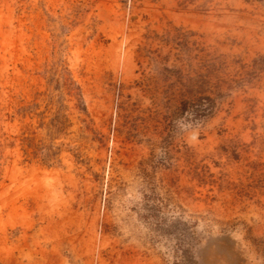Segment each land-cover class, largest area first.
Listing matches in <instances>:
<instances>
[{"label":"rangeland","instance_id":"1","mask_svg":"<svg viewBox=\"0 0 264 264\" xmlns=\"http://www.w3.org/2000/svg\"><path fill=\"white\" fill-rule=\"evenodd\" d=\"M0 264H264V1L0 0Z\"/></svg>","mask_w":264,"mask_h":264},{"label":"trees","instance_id":"2","mask_svg":"<svg viewBox=\"0 0 264 264\" xmlns=\"http://www.w3.org/2000/svg\"><path fill=\"white\" fill-rule=\"evenodd\" d=\"M259 1L263 2L264 0ZM208 64H210V62L207 61L206 66L203 67L204 74L198 87V90L200 91L198 98L196 100H190L189 102L184 103L182 107L184 114L191 121L202 122L212 118L217 108V99L224 95V91L222 89H218V97H213V94H211L213 86L209 81L211 77L209 76L210 68L207 66ZM48 82L52 84L55 91L60 89L58 83L59 80L57 78H49ZM83 111H85V109ZM190 219L191 218H187L186 220L189 221ZM190 221H192V223H196L194 220Z\"/></svg>","mask_w":264,"mask_h":264}]
</instances>
